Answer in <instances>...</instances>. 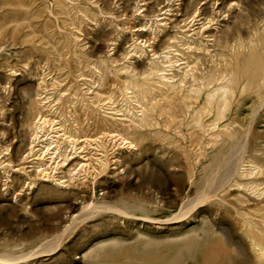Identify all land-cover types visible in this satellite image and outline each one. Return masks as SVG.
Listing matches in <instances>:
<instances>
[{"label": "rangeland", "instance_id": "obj_1", "mask_svg": "<svg viewBox=\"0 0 264 264\" xmlns=\"http://www.w3.org/2000/svg\"><path fill=\"white\" fill-rule=\"evenodd\" d=\"M262 96L264 0H0V264H86L204 222L231 264H264ZM222 141V202L166 222Z\"/></svg>", "mask_w": 264, "mask_h": 264}, {"label": "bare ground", "instance_id": "obj_2", "mask_svg": "<svg viewBox=\"0 0 264 264\" xmlns=\"http://www.w3.org/2000/svg\"><path fill=\"white\" fill-rule=\"evenodd\" d=\"M260 99L264 100V97L262 96ZM263 100L260 103H263ZM236 138H238V136L235 137L234 135L232 141ZM230 141H222L219 151L212 157V164L216 165L220 160H223L222 154L224 153V150L228 148L229 144H231ZM239 146L240 151L244 147V144H242V138L240 139ZM235 160L236 159H231V157L224 159L221 167H217L211 171L213 172L210 175L211 177H208L209 170L206 171L204 175L207 177V181H205L206 186L201 189V192L196 195V197L185 202L180 212L167 218L166 222L172 221V223H180L191 217L190 214H194L195 216L196 212L200 210V207H202L204 203L211 202L213 199H219L222 202V199L218 194L221 190L223 191L225 188L224 186H226L231 180L235 162H238ZM213 167H211V169ZM228 177L229 181L227 180ZM224 179L227 181L221 185V181ZM126 206L127 205H124V207ZM100 209H102V211L117 212L123 217L140 216L142 217L143 222L161 224L153 217L149 216V213L136 215L134 212L130 211V207L121 208L114 205L101 204L97 211ZM94 215L95 213L92 212L82 220H86ZM135 241L136 242L133 244L125 243L116 239L101 241L91 246L82 258H86V264H231V257L229 256L226 246L228 243L227 238L220 233L214 232L211 226L206 224V222L197 228L188 230L184 235L177 238L160 242L158 240L155 241L150 236L141 235L138 236ZM50 251L51 250L49 249H38L31 255H34V257L48 256L52 254ZM8 259L10 258H8L7 255L0 256V261Z\"/></svg>", "mask_w": 264, "mask_h": 264}]
</instances>
